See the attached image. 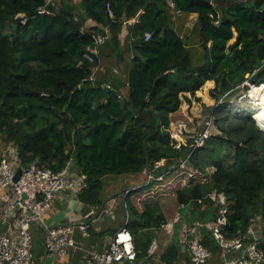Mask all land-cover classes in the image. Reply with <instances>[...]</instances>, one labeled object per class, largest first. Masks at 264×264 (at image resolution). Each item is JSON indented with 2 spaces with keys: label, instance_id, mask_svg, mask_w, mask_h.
<instances>
[{
  "label": "trees",
  "instance_id": "obj_1",
  "mask_svg": "<svg viewBox=\"0 0 264 264\" xmlns=\"http://www.w3.org/2000/svg\"><path fill=\"white\" fill-rule=\"evenodd\" d=\"M175 6L197 15L199 64L174 26ZM87 20L95 25L86 28ZM124 24L134 50L125 98L120 84L94 73L103 59L125 57L117 49ZM99 35L107 38L91 63L85 52ZM208 81L216 82L213 96L222 101L213 108L219 133L196 148L193 138L173 133L171 115ZM246 82L264 84V0H0V139L18 149L23 165L54 171L69 165L86 175L77 200L100 212L107 206L108 178L136 181L148 165L157 171L165 160L162 169L168 170L188 153L198 169L214 172L177 190V228L217 219L222 205L209 195L218 191L228 198L230 237L247 235L252 224L264 233V127L254 118L258 109L231 101L242 86L250 88ZM137 193L115 199L122 197V226L133 233L137 259L145 262L152 259L153 231L168 219L157 201L140 211L131 201ZM176 230L161 259L191 264ZM202 232L213 257L222 255L208 228Z\"/></svg>",
  "mask_w": 264,
  "mask_h": 264
},
{
  "label": "built area",
  "instance_id": "obj_2",
  "mask_svg": "<svg viewBox=\"0 0 264 264\" xmlns=\"http://www.w3.org/2000/svg\"><path fill=\"white\" fill-rule=\"evenodd\" d=\"M107 8L110 18L114 19L113 9L109 4ZM131 21L137 23L139 20L137 17ZM150 37L151 33H146L145 40L148 41ZM106 38L104 35L97 37L96 43L85 52L86 60L91 63L95 61ZM211 125L209 120L203 131L192 136L196 148L202 147L214 135ZM180 134L179 136H182L184 132L181 131ZM4 148L0 150V264H38L34 227L42 229L43 246L50 256L65 257L78 244L75 238L76 231L83 237L90 236L92 220L89 221L88 218L91 213L78 226L67 222L48 224L46 218L60 196L67 193L74 195L77 200L81 189L87 186L86 175L73 173L69 165L59 171L36 163L23 165L16 147L10 144L4 145ZM20 168L22 174L15 182ZM209 197L214 201L219 200L222 205L218 218L208 224L183 226L181 243L186 246L185 251L190 255V263L208 264L213 258L212 250L204 243L202 228L206 227L220 248L223 256L221 264H262L264 262V250L261 248L262 227L252 224L247 235L230 237L227 231L229 210L226 194L214 191ZM114 208L115 205H112V209ZM180 219L181 212L178 211L174 222L164 224L161 228L174 229V225ZM148 255L158 256L156 264H170L161 259L157 239L153 240ZM90 256L95 264H134L137 261V249L133 233L122 226L110 238L107 250L92 251ZM180 264L188 262L183 260Z\"/></svg>",
  "mask_w": 264,
  "mask_h": 264
},
{
  "label": "rangeland",
  "instance_id": "obj_3",
  "mask_svg": "<svg viewBox=\"0 0 264 264\" xmlns=\"http://www.w3.org/2000/svg\"><path fill=\"white\" fill-rule=\"evenodd\" d=\"M77 2L81 0H76ZM58 5H61V0H58ZM194 15L189 14H183L178 13L174 10V26L177 29V31L183 36L185 39L189 49L193 51V59L196 64L201 63V56L203 55L202 51L203 48L200 45L198 35L195 33V25L197 22V17ZM90 20H87L85 23V27L89 28ZM124 26L128 27L127 24H124ZM123 26V27H124ZM122 27V29H123ZM235 39H233L231 42H233ZM129 41H127L128 43ZM122 47V46H121ZM121 52V56H125L127 58L131 59L133 57V54L130 53V51H124L122 48L119 49ZM120 59V58H119ZM107 60V59H105ZM121 60V59H120ZM122 61H125L124 58ZM119 67L118 64H115L113 66ZM124 68V67H123ZM117 69V68H116ZM113 69L111 68V71ZM119 73L121 72L123 74V69H120V67L117 69ZM128 69L125 67V76L128 79ZM110 71V72H111ZM246 85H248L250 88L248 90H245L244 86H242L232 97L231 101H233L234 104H239L241 106L248 107L250 109H258L259 106L253 103V99L249 98L248 95L250 91L254 88L255 85L251 84L250 82H246ZM104 86V84H103ZM216 87L215 81H208L196 94V97H192L190 93H187L186 95L192 99V101H187L183 97V104L181 106V109L172 114V123H171V130L175 135H181V131L184 132L183 137L186 138H193L192 136H196L198 133L203 131L205 127L207 126V122L211 121V130L213 134L219 133L216 124L215 119L213 116V108L219 104L222 101H217V99L213 96L214 88ZM121 95L123 98L126 97V94L121 92ZM199 98L200 100H198ZM259 101V100H257ZM257 111V112H258ZM256 112V114H257ZM255 114V115H256ZM254 118L258 121V119ZM260 125V124H259ZM262 126V125H260ZM264 127V126H262ZM0 150L5 149L4 144L7 142L6 139L3 137L0 139ZM189 154L185 153L180 159L173 161V163L170 165L168 170L162 169V167L166 168L167 164L166 161L163 160L161 162H158L155 170L151 172V175L149 177V181L146 182L147 179V172L144 170L141 175L139 176L140 179L136 178V181H134L131 178H120V179H113L108 178L107 186H106V194L108 197L105 199V201L109 198V196L113 193H115L118 190L125 189L127 185L131 184V182L135 183H145L144 188L137 189L138 193L133 195L131 197V201L134 203V205L140 210L143 211L145 204L147 202H159L164 213L166 214V217L168 219V222L173 223L177 213H178V203L176 200V192L178 189H181L183 187L189 186L193 182H205L207 181L211 175L214 172L213 167H209L206 169L205 172L201 171L195 166V163L191 161L189 158ZM119 200L122 201V197L119 198ZM108 201V200H107ZM106 201V202H107ZM114 200L109 201L108 203H112ZM83 206V204H82ZM75 209L78 210V205H75ZM88 209V208H87ZM92 209V208H91ZM95 209V208H93ZM97 209V208H96ZM70 211L71 209L65 208V211ZM93 213H95L93 211ZM117 215H119L121 212L116 211ZM57 224L62 223L64 219L62 218V215H57L53 217L52 219ZM125 221V214L124 218L120 220L118 216H115V222H119V224L124 223ZM114 222V224H115ZM174 229H171V227L166 230L163 229H156L154 230V239H157L160 243V238L162 240L161 245V256L166 251L167 247L173 243L174 241V235L175 230L177 233V237L179 239V245H181V238L183 237L184 228L179 227L177 228L176 224L174 225ZM264 227V223H263ZM264 230V228H263ZM262 234H264L262 232ZM222 257L219 253L214 255V257L211 259L209 264H221L222 259H219ZM151 261V260H150ZM154 264V261L153 263Z\"/></svg>",
  "mask_w": 264,
  "mask_h": 264
},
{
  "label": "crops",
  "instance_id": "obj_4",
  "mask_svg": "<svg viewBox=\"0 0 264 264\" xmlns=\"http://www.w3.org/2000/svg\"><path fill=\"white\" fill-rule=\"evenodd\" d=\"M197 17V15H195ZM90 26L95 25V23L90 20ZM129 28L124 26L120 35H119V46L117 49L122 48L123 50H129L130 53L134 55L132 40L129 37ZM127 41H129L127 43ZM122 46V47H121ZM128 54L127 58L124 57L125 61L116 60L110 58L108 60L103 59L102 64H100L95 70L94 73L98 77L106 76L109 81H116L118 84L121 85L120 91L124 94H128V86H127V78L124 73L125 67L128 66ZM118 64L120 69H123V74L117 70L119 67L113 66ZM124 67V68H123ZM111 68L113 69L111 71ZM117 68V69H116ZM111 71V72H110ZM135 183V182H131ZM112 203H106V209L104 211H98V209H91L88 206L84 205L83 203L79 202L74 198V195L65 194L64 196H60L54 203V206L51 208L49 215L47 216L46 220L48 224H56L53 221V217L57 215H62L64 219V223H71L75 226L85 219L91 212H95V218L92 220V224L90 226V236L83 237L78 231H76L75 238L77 240V246L72 248L68 255L65 257H53L50 256L42 242L41 238V230L34 227V237H35V253L37 256L38 264H95L91 259L90 252L92 251H99L103 252L108 249V244L112 235L116 232V230L123 225L119 224V222H115V216H118L120 220L124 218V208H123V201L117 199H113ZM83 204V206H82ZM105 204V205H106ZM75 205H78V210L75 209ZM112 205H115V208L112 209ZM65 208L71 209L70 211L66 210ZM88 208V209H87ZM116 211L121 212L120 217L117 215ZM115 222V224H114ZM169 223V222H168ZM162 229V228H161ZM78 230V228H77ZM160 238V252H161V245L162 240ZM180 240H182L180 236ZM182 245V250H183ZM168 248V247H167ZM186 250V249H185ZM184 251V250H183ZM151 260V261H150ZM146 260H138L134 264H154L158 261V256L152 257V259ZM129 264V263H126Z\"/></svg>",
  "mask_w": 264,
  "mask_h": 264
},
{
  "label": "water",
  "instance_id": "obj_5",
  "mask_svg": "<svg viewBox=\"0 0 264 264\" xmlns=\"http://www.w3.org/2000/svg\"><path fill=\"white\" fill-rule=\"evenodd\" d=\"M173 2H174V0H173ZM175 10L178 11V13H181L177 6H175ZM146 172H147L146 182H148L149 181V177L151 175V170H150V166L149 165L146 168ZM21 174H22V169L20 168L18 170L17 174H16L15 182H17L19 180ZM145 186H146L145 183H131V184L127 185L125 189L118 190L115 193L111 194L109 196V198L107 199L108 201L107 200L106 201L109 202V201L115 199L117 196L122 195L123 193H128V192H130L132 190L144 188ZM106 201H104L103 206L107 203ZM185 249H186V246L184 245L183 246V250L185 251Z\"/></svg>",
  "mask_w": 264,
  "mask_h": 264
},
{
  "label": "bare ground",
  "instance_id": "obj_6",
  "mask_svg": "<svg viewBox=\"0 0 264 264\" xmlns=\"http://www.w3.org/2000/svg\"><path fill=\"white\" fill-rule=\"evenodd\" d=\"M248 97L253 99V103L259 106V111L255 115L260 125L264 126V84L261 86H254L250 91ZM259 100V101H257Z\"/></svg>",
  "mask_w": 264,
  "mask_h": 264
}]
</instances>
